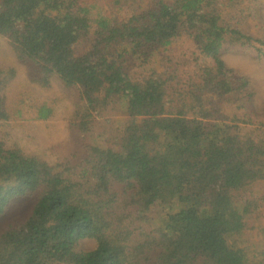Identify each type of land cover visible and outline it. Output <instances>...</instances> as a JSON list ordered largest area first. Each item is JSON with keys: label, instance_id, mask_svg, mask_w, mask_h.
<instances>
[{"label": "trees", "instance_id": "16d2710c", "mask_svg": "<svg viewBox=\"0 0 264 264\" xmlns=\"http://www.w3.org/2000/svg\"><path fill=\"white\" fill-rule=\"evenodd\" d=\"M263 7L0 0V38L31 82L74 88L68 127L87 148L48 160L11 143L24 107L52 121L58 102L11 106L15 69L0 64V217L33 199L0 232V264H264V113L223 56L264 58L247 23Z\"/></svg>", "mask_w": 264, "mask_h": 264}, {"label": "rangeland", "instance_id": "374dc122", "mask_svg": "<svg viewBox=\"0 0 264 264\" xmlns=\"http://www.w3.org/2000/svg\"><path fill=\"white\" fill-rule=\"evenodd\" d=\"M261 18L250 19L247 23L251 26V30L256 35H264V7L260 11ZM177 48V46H176ZM174 52V51H173ZM228 66L246 75L254 89L258 92L259 107H256L257 115L264 113V58L251 57L242 50H234L224 52L223 54ZM0 64L4 67L12 66L15 69V76L9 81L6 92L9 95V103L14 105L15 101L24 97L27 98L26 103L42 100L49 92H54L56 96L55 102L57 109L52 121L34 119L33 114L26 107L22 110L20 118L13 122L14 138L11 143L20 141V144L27 152L39 149L47 150V159H58L62 155L69 154L71 151L80 150L81 155H86L87 148L84 144L79 143V139L72 135L69 129V119L74 115L75 104L74 88L67 89L58 80H54L52 85L53 91L46 90L44 87L31 82L30 75L33 67L29 63L16 58L12 48L6 40L0 38ZM23 91L17 93V91ZM36 117V115H35ZM92 146L91 148H93ZM99 148L94 147V156L98 154ZM32 198H25L15 204L9 211L0 217V232L7 228L10 224L20 223L29 215L32 207ZM95 244L93 239L82 240L80 247L83 249H91Z\"/></svg>", "mask_w": 264, "mask_h": 264}]
</instances>
